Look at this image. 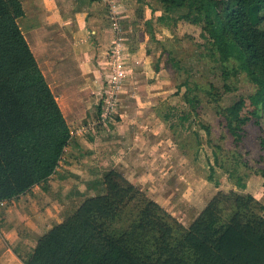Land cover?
Wrapping results in <instances>:
<instances>
[{
	"label": "trees",
	"instance_id": "16d2710c",
	"mask_svg": "<svg viewBox=\"0 0 264 264\" xmlns=\"http://www.w3.org/2000/svg\"><path fill=\"white\" fill-rule=\"evenodd\" d=\"M159 1L160 22L178 13L176 19L201 26L219 62L225 92L234 89L228 80L240 73L254 84L252 93L220 108L226 131L238 142L247 123L261 126L264 119V0ZM22 16L21 0H0V201L21 197L38 184L49 191L53 175L69 182L56 192L57 201L84 197L38 237L19 229L14 249L22 262L264 264V206L251 193H215L181 229L116 168L98 173L81 164L77 178L58 169L71 129L22 32ZM183 85V98L194 111L200 100L190 94L188 80ZM210 93L216 100L220 96ZM259 141L264 148V129ZM209 169L208 179L218 186L214 166ZM229 175L236 187L246 186L243 175L234 170Z\"/></svg>",
	"mask_w": 264,
	"mask_h": 264
},
{
	"label": "rangeland",
	"instance_id": "374dc122",
	"mask_svg": "<svg viewBox=\"0 0 264 264\" xmlns=\"http://www.w3.org/2000/svg\"><path fill=\"white\" fill-rule=\"evenodd\" d=\"M106 1L109 25L117 22L122 30L126 62L110 117L101 120L100 104L106 98L111 42L100 45L95 40L90 48L85 35L78 55L81 67L76 59L63 54L65 77L45 71L72 134L60 169L77 178L81 164L98 168V173L116 168L157 201L181 229L219 191L251 193L264 206V148L259 141L264 119L261 126L247 123L242 138L234 142L219 113L239 96L252 93L254 84L240 73L228 80L234 89L225 92L219 62L202 36L201 26L176 19L178 13L160 22L163 9L159 0ZM20 24H24L22 19ZM58 31H51L54 39L49 42L41 36L44 32L29 31L43 38L36 37L33 49L42 58L53 55L47 59L53 70L60 54L55 56L59 49L51 52L48 44H66V30ZM60 49L68 53V47ZM68 74H73V86L66 88ZM184 80L193 88L190 94L196 93L200 100L195 112L183 98ZM210 91L218 92L219 98ZM209 165L215 168L218 186L208 179ZM233 170L243 175L244 188L236 187L229 175ZM68 183L53 175L48 179L49 191L38 184L21 197L1 200L0 232L8 227V220L12 223L23 217L24 224L14 223L17 230L23 224L21 230L35 238L62 221L84 199L76 196L57 201L56 192Z\"/></svg>",
	"mask_w": 264,
	"mask_h": 264
},
{
	"label": "crops",
	"instance_id": "0c3cea01",
	"mask_svg": "<svg viewBox=\"0 0 264 264\" xmlns=\"http://www.w3.org/2000/svg\"><path fill=\"white\" fill-rule=\"evenodd\" d=\"M21 2L24 7V16H22L20 19H22L24 24L23 26H21L19 19V25L41 69L43 70L45 77H47L45 71L57 74L56 77H59V74L62 77H65V75L62 74L64 61L63 59H61V56L63 54H68L70 55L71 59H76L77 64L81 67L82 63H78V55L81 54V46L85 45L83 42L86 40V38L84 40L85 35L88 36V40H90L91 42V44L89 45L90 48H94L96 44L95 40L100 43V45L103 42L104 44H106L105 42H107V44L109 45L111 42L113 35L112 23L111 25H109L107 20L109 8L106 0H21ZM58 29H60V31L66 30L67 34L66 36H63V39H66V44L64 43V45H59L53 43L52 41L50 44H48V48L51 50V52H55L56 49H59V52L54 54L55 56H57V54H60V57L57 61L61 62L55 61L57 67L55 68V70H53V66L51 65V63L47 62V59L51 60L53 58V55L52 57L50 56L48 58L39 57L35 53L33 45L36 37H38L40 34L36 36V33L29 34V31L44 32L41 36L44 38V40L46 39V41L49 42L51 39H54L52 36L55 33L54 31ZM51 31H53L54 33ZM57 34L58 33H56V35ZM42 37L41 39H43ZM64 46L68 47V53H65L64 51L60 52V48H63ZM37 56L39 59L37 58ZM72 78L73 74L71 76L70 74H68V76H66L67 85H64L63 87L69 88L70 86H73ZM74 110L75 108L73 107L71 113L74 112ZM64 116L67 120L66 113L64 114ZM58 169H60L59 166ZM22 218L17 219L12 223H10V220H8V227H6V229L3 228L0 232V264H24L19 258L16 249H14V245L20 238L19 229L24 224ZM18 220L19 223H21L22 221L23 224H21L19 226V229L17 230L16 227L18 226H16V224L14 223Z\"/></svg>",
	"mask_w": 264,
	"mask_h": 264
},
{
	"label": "built area",
	"instance_id": "2783aa9c",
	"mask_svg": "<svg viewBox=\"0 0 264 264\" xmlns=\"http://www.w3.org/2000/svg\"><path fill=\"white\" fill-rule=\"evenodd\" d=\"M109 1V0H108ZM112 41L108 53L110 69H108V83L106 86V98L101 103V120H107L115 107L117 93L123 77L125 76V54L122 45V30L117 22L112 24ZM110 77V78H109Z\"/></svg>",
	"mask_w": 264,
	"mask_h": 264
},
{
	"label": "bare ground",
	"instance_id": "6f19581e",
	"mask_svg": "<svg viewBox=\"0 0 264 264\" xmlns=\"http://www.w3.org/2000/svg\"><path fill=\"white\" fill-rule=\"evenodd\" d=\"M64 107V106H63ZM63 109V108H62Z\"/></svg>",
	"mask_w": 264,
	"mask_h": 264
}]
</instances>
